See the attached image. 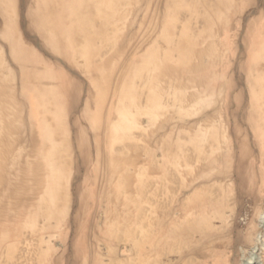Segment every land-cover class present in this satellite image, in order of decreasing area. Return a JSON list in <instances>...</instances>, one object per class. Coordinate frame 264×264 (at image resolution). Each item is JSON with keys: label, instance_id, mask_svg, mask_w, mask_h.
Returning a JSON list of instances; mask_svg holds the SVG:
<instances>
[{"label": "bare ground", "instance_id": "bare-ground-1", "mask_svg": "<svg viewBox=\"0 0 264 264\" xmlns=\"http://www.w3.org/2000/svg\"><path fill=\"white\" fill-rule=\"evenodd\" d=\"M2 211L0 264H264V0H0Z\"/></svg>", "mask_w": 264, "mask_h": 264}, {"label": "rangeland", "instance_id": "rangeland-1", "mask_svg": "<svg viewBox=\"0 0 264 264\" xmlns=\"http://www.w3.org/2000/svg\"><path fill=\"white\" fill-rule=\"evenodd\" d=\"M27 111H24V113H26ZM18 147V146H17ZM5 189L8 191V186L6 185V187H5ZM5 212H1V214H0V220H4V216H5ZM72 217V215L70 216V218ZM65 230V229H64ZM58 241V240H57ZM103 241H101V243H102ZM103 244V243H102ZM103 245H105V244H103ZM102 245V246H103ZM110 247L111 248H115L114 250H118V251H116L115 253L118 255H116V254H113V252H109L108 251V253L106 254V256L104 257V258H106V260L108 261V262H110V263H112V264H119V260H118V258H122L123 257V255H125V252H123V250L127 247L126 246V244L124 243V242H122V243H119V242H117V241H110ZM105 251H107V250H105ZM120 255V256H119Z\"/></svg>", "mask_w": 264, "mask_h": 264}]
</instances>
